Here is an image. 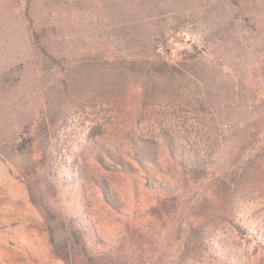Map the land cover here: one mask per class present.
I'll list each match as a JSON object with an SVG mask.
<instances>
[{
  "label": "rangeland",
  "instance_id": "374dc122",
  "mask_svg": "<svg viewBox=\"0 0 264 264\" xmlns=\"http://www.w3.org/2000/svg\"><path fill=\"white\" fill-rule=\"evenodd\" d=\"M33 15L41 45L24 0H0V264H65L41 202L87 206L109 246L125 241L132 180L108 164L161 132L178 135L175 157L195 168L183 176L156 153L175 204L132 264H264V0H33ZM159 63L184 76L142 87Z\"/></svg>",
  "mask_w": 264,
  "mask_h": 264
},
{
  "label": "trees",
  "instance_id": "16d2710c",
  "mask_svg": "<svg viewBox=\"0 0 264 264\" xmlns=\"http://www.w3.org/2000/svg\"><path fill=\"white\" fill-rule=\"evenodd\" d=\"M24 18L27 21L32 38L38 45H41L33 15V0H24ZM157 65H153L146 73V82L142 84V87H146L149 82H155L164 76H184L183 71L177 70L174 65L165 63ZM164 87L165 85L161 87V90L165 89ZM146 89L144 88V90ZM154 136L136 138L134 143L130 144L129 149L125 148L123 150L122 155H120L121 158L116 156L108 164V167L130 176L132 180L131 193L136 205V208L125 216L128 217L127 220L125 218L126 221H124L123 226L125 241L123 240L119 245L109 246L107 241L98 234L94 220L90 215L91 210L87 206L73 204L70 207L65 206L63 208L59 205L58 208H49L45 202L39 203V207L48 223L47 237L51 252L65 264H132L133 255L136 257L138 253L142 252L137 249V245L147 247L148 243L156 241L155 237L158 231L153 230L155 223L158 222V218L168 216L167 207H172L175 204L171 201L173 197H170L173 185L165 180L164 175L167 172L162 164L158 163L156 153L158 151L166 152L169 161L183 176L193 172L195 167L188 166L183 158L180 157L177 160L175 157L176 152L181 148V140L178 135L161 132L155 138ZM32 143L33 139L31 137H25L18 142L17 149L25 151ZM101 157V155H97L99 161H101ZM263 161L264 158L262 157L258 163L261 164ZM69 175L70 178H73V183H76V169ZM231 185L225 183L224 187L227 192L229 190L232 194ZM97 186L103 201L109 209L114 213H120L121 208L118 206V199L113 190L106 183L98 182ZM145 190L151 192L155 201H153L154 203L147 201L139 206L140 194ZM29 192L31 199L35 201L31 188H29ZM221 205L228 213L227 219L230 220L234 229L240 234L246 235V230L236 222L232 214L229 200H224ZM149 211L150 215L148 214ZM152 234H156L153 239L151 238ZM133 236H136L138 240L132 241ZM147 255H149L148 252Z\"/></svg>",
  "mask_w": 264,
  "mask_h": 264
}]
</instances>
